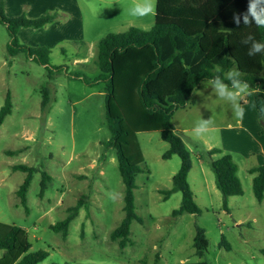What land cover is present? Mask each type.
<instances>
[{
  "label": "rangeland",
  "instance_id": "374dc122",
  "mask_svg": "<svg viewBox=\"0 0 264 264\" xmlns=\"http://www.w3.org/2000/svg\"><path fill=\"white\" fill-rule=\"evenodd\" d=\"M64 1L50 26L29 31L23 38V45L48 49L51 65L64 66L62 73L52 77L24 54L8 65L9 36L0 24V109L8 93L13 105L12 114L0 128V223L24 229L31 252L48 253L43 264H153L157 259L161 264H264V200L261 204L256 201L253 177L247 171L257 167L261 153L247 161L235 157L244 194L229 199L227 212L220 192L211 188L215 177L202 141L206 138L216 144L218 132L196 137L193 131L200 118H211V110L219 114L212 118L214 126H226V114L231 119V105H223L211 86L202 85L195 91L172 122L194 153L190 183L200 214L172 216L182 195L176 192L165 200L163 192L172 188L180 159H163L169 145L160 133L136 134L127 152L143 170L134 191L142 223H132L131 243L126 248L111 239L125 217V187L115 150L104 147L111 138L104 84L90 86L83 79L92 82L99 75L95 63L103 37L131 27L149 31L155 14L143 19L129 16L127 9L133 0H80L85 20L82 28L70 20L77 7ZM45 92L49 103L42 109ZM15 165L35 167L51 177L41 195V174H34L27 194L28 213L16 195L26 174L15 172ZM75 207L77 216L67 235L53 232L51 227L65 220ZM198 228L205 231L208 242L202 257L194 247Z\"/></svg>",
  "mask_w": 264,
  "mask_h": 264
},
{
  "label": "trees",
  "instance_id": "16d2710c",
  "mask_svg": "<svg viewBox=\"0 0 264 264\" xmlns=\"http://www.w3.org/2000/svg\"><path fill=\"white\" fill-rule=\"evenodd\" d=\"M248 3L249 0H156L155 23L151 30L131 27L124 33H110L98 42L95 65L99 75L92 82L83 81L90 86L104 84L106 121L111 134L104 147L115 150L125 187V217L111 234V239L118 241L121 249L131 243L132 223H142L136 213L134 191L136 178L143 170L127 152L134 135L160 133L162 141L169 145L163 159L170 160L174 156L180 159V169L172 178V188L163 192L165 200L176 192L181 193L180 207L172 212L173 217H178L200 214V209L188 180L192 153L174 132L172 122L175 113L186 108L202 82L216 75L223 79L228 71L238 69L240 79L253 90L260 126L264 130V54L249 56L250 45L242 43L250 34L264 43V28H258L254 22L245 26L242 19L237 26L233 21V14L246 12ZM56 18L57 14H45L36 19L10 18L6 15L4 0H0V24L9 36V57L24 54L43 66L49 77L62 73L64 66L50 64L48 49L23 45L18 38L20 30H39L52 24ZM47 95V92L43 95L42 109L49 103ZM12 108L8 93L0 109V128L12 114ZM215 155L220 157L214 160ZM208 157L216 188L222 196V207L228 212L229 199L244 194L238 166L231 155L224 154L221 149L210 150ZM13 170L26 174L16 195L28 213L27 194L34 174H41V195L47 190L51 177L27 165H15ZM249 173L254 176V197L261 204L264 200V164L250 169ZM77 212L78 207L70 209L69 216L53 225L51 230L63 232L66 236ZM194 247L200 257L207 252L208 242L203 229H197ZM31 249L24 229L0 223V264H43L47 260V252H31ZM225 249L230 250L227 246ZM139 264L148 263L142 261ZM153 264L161 263L157 259Z\"/></svg>",
  "mask_w": 264,
  "mask_h": 264
},
{
  "label": "crops",
  "instance_id": "0c3cea01",
  "mask_svg": "<svg viewBox=\"0 0 264 264\" xmlns=\"http://www.w3.org/2000/svg\"><path fill=\"white\" fill-rule=\"evenodd\" d=\"M4 2H5L6 15L8 17L17 18V17L25 16L29 19H36L45 14L59 13L61 11L60 7H62L61 4L63 6L65 5L64 0H4ZM70 3L72 7L73 6L77 7L74 13V16L70 18L71 23H73L74 25H80L82 28H85L84 10L80 6V0H70ZM48 26H45V27H48ZM32 30H35V29L30 28V29L20 30V32L18 33L20 43L22 44L25 43L23 38L26 37L28 32ZM16 58L17 56L14 58H10L8 65L14 64L17 61ZM202 85H204V83H202L199 86V88ZM221 102L223 103V105L228 104V102L224 100H222ZM242 104H243V107L245 108V115L243 119H239V120L236 119L232 113L231 106H230L231 119L229 118V114L225 115V118H228L226 126L224 125L213 126L210 129V131L212 132H216V131L218 132V136H217L218 142L216 144L214 145L210 144L209 140L206 138L202 139V141L204 143V146L206 147V154H208L209 151L212 149H215V148L221 149L224 154L231 155L235 163H236L235 157L243 161H247V160H251L255 158L258 153H261L262 158L260 159V162L257 165V167H260L261 165L264 164V130L260 126L259 113L254 103V93L252 92L251 95L246 96L244 100L242 101ZM218 117H219L218 112L216 111V114H212V110H211V118L217 119ZM173 127H174V132L178 135L177 131L179 130V128H175L174 124H173ZM185 144L188 147L189 151L194 156V153L192 152V150H190L191 148L188 146L186 142ZM219 157H220L219 155H215L212 157V159L215 160ZM196 158L199 160L200 162L199 164L201 168L204 170L203 162H201L202 157L198 155L196 156ZM236 164L238 166V172H239V165L238 163ZM257 167L248 168L247 169L248 173L250 169L257 168ZM193 169H194V164L192 161L191 172L193 171ZM177 172H174V175ZM191 172L188 178L189 183H190ZM252 177L254 176L252 175ZM206 184L207 183L205 181L204 182L205 187L207 186ZM190 186L192 188L193 193L195 194L194 187L191 185V183H190ZM214 187L216 188L215 181H214V185L212 184L211 188L214 189ZM1 255H2V252H0V256Z\"/></svg>",
  "mask_w": 264,
  "mask_h": 264
},
{
  "label": "clouds",
  "instance_id": "9594fccd",
  "mask_svg": "<svg viewBox=\"0 0 264 264\" xmlns=\"http://www.w3.org/2000/svg\"><path fill=\"white\" fill-rule=\"evenodd\" d=\"M127 11L129 16L143 19L155 14L156 3L155 0H133ZM241 19L245 26H250L254 22L258 28H264V0H249L246 12L233 14V21L237 26L241 24ZM242 43L250 45L248 47L249 56L264 54V43L256 40L253 35H248ZM217 71H219V68H217ZM240 76V71L234 68L228 71L223 79L216 75L212 79L202 82L205 88L211 86L216 97L227 101L231 105L232 113L238 120L243 119L245 115L242 101L253 92L250 85L246 81L241 80ZM225 80L228 82L226 83ZM213 126L214 120L212 118H200L196 122L193 131L196 137H200L207 134ZM173 134L175 133L173 132Z\"/></svg>",
  "mask_w": 264,
  "mask_h": 264
}]
</instances>
